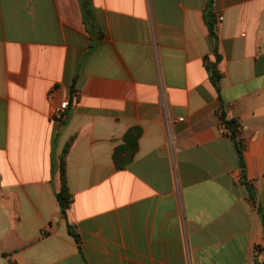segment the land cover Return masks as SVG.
Here are the masks:
<instances>
[{
	"label": "crops",
	"instance_id": "0c3cea01",
	"mask_svg": "<svg viewBox=\"0 0 264 264\" xmlns=\"http://www.w3.org/2000/svg\"><path fill=\"white\" fill-rule=\"evenodd\" d=\"M207 2L0 0V264L264 261V0H213L214 35Z\"/></svg>",
	"mask_w": 264,
	"mask_h": 264
},
{
	"label": "trees",
	"instance_id": "16d2710c",
	"mask_svg": "<svg viewBox=\"0 0 264 264\" xmlns=\"http://www.w3.org/2000/svg\"><path fill=\"white\" fill-rule=\"evenodd\" d=\"M213 0H208L207 2V25L209 28V31L212 35H214L215 31V24L213 20V14L211 12ZM86 5V3H85ZM215 57L216 61L213 63L208 64V70H209V79L211 83L215 86V88L219 91V81L221 78V73L218 71L216 67V62L218 61V54L215 51ZM219 119L220 121L230 130V136L232 139H235L238 123L234 118H226V115L223 111L219 113ZM140 128L134 127L130 129L127 134L125 135V142L123 145L117 146L115 148L113 158L119 167H123L126 163H128L134 156L135 152L138 149V137L140 134ZM71 144V140L67 141L63 147L62 153L59 157L58 162V171L60 176V187L58 192L56 193V199L59 206V211L61 214H65L66 209L69 207L71 201H72V194L69 190L68 184H67V178H66V154L68 151V148ZM240 148V143L237 142ZM240 154V151H239ZM240 158L241 154H240ZM262 223L264 226V215H261ZM69 232L75 237L77 243L80 242L79 234L73 231L68 226ZM254 264H264V261L258 260L256 257L253 259Z\"/></svg>",
	"mask_w": 264,
	"mask_h": 264
},
{
	"label": "built area",
	"instance_id": "2783aa9c",
	"mask_svg": "<svg viewBox=\"0 0 264 264\" xmlns=\"http://www.w3.org/2000/svg\"><path fill=\"white\" fill-rule=\"evenodd\" d=\"M222 15L219 14L217 16L218 21L222 20ZM69 105V101L67 98H63L60 100L57 104H55L51 109V116L56 120H61L65 117V113L67 110V107Z\"/></svg>",
	"mask_w": 264,
	"mask_h": 264
}]
</instances>
